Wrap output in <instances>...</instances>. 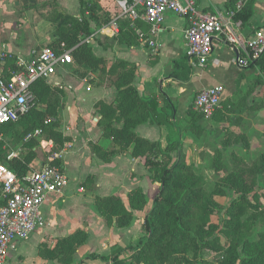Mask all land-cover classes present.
<instances>
[{"label":"trees","instance_id":"trees-1","mask_svg":"<svg viewBox=\"0 0 264 264\" xmlns=\"http://www.w3.org/2000/svg\"><path fill=\"white\" fill-rule=\"evenodd\" d=\"M236 1L232 0L231 3L235 4ZM255 3L256 0H249L235 15L234 20L240 22L241 26L246 25L254 15ZM80 4L81 9L86 5L85 10L98 8L96 5L90 6L86 0H81ZM91 21L96 23L83 10L80 16L75 17L63 14L55 7L51 22L59 24V37L48 47L59 53L70 50L74 60V73L80 78L84 79L94 73L99 80L110 81L117 90L115 104L104 101L96 104V110L102 119L104 136L112 140V149L103 151L100 146L91 144L92 152L105 161H110L116 154L127 152L133 158H144L147 170L152 174V179L161 184V189L149 207L148 198L141 188L128 195L130 209L118 197L97 198L99 213L109 226L114 223L119 229L133 224L134 211L147 210L143 225L146 238L140 239L136 246H116L109 256L90 254L81 264L86 260H100L104 264H210L201 258L203 249H215L212 242L207 241L210 228L206 218L221 212L222 207L216 198L226 195L225 188L234 191L238 197L227 208L226 228L230 232V242L219 264H264V233H260L256 240L251 238L255 223L264 220V205L248 200L257 187L258 179L264 177V155L251 165L232 157L231 172L221 176L213 190H208L205 178L195 173L179 146L170 145L163 150L160 143L138 136L135 129L148 122L168 128L176 126L174 116L177 108L165 94L160 99L139 94L133 85L137 73L135 64L120 59L110 62L94 54L92 45L83 42L84 38L94 33ZM120 27V35L116 39L119 44L129 47L140 44V36L129 19H122ZM138 27L146 37H150L147 25L139 22ZM185 59L186 57L182 61ZM11 62L8 61L7 64L15 70L13 64L10 67ZM255 65L264 70V55L251 64ZM180 67L178 62L175 63L176 74H172L174 78L179 77ZM2 76L10 75L6 72ZM93 81L95 80L90 82ZM30 89L36 97L33 108L18 122L0 128V132L4 134L13 132V129L19 130L17 139L22 143L24 151L18 157L7 161V165L20 178L28 173L37 158L36 148L39 142L33 138L28 139L33 132L41 129L45 139L56 144V150L63 149L72 140L60 130L59 95L63 92L59 88H52L46 79L34 82ZM197 112L193 109L188 111L190 130L193 132L201 131L197 124L203 115L198 116ZM49 120L52 122L45 125ZM116 124L121 126L117 127ZM175 151L176 156L173 158ZM221 160L222 154L217 151L212 161V167L217 173L225 168ZM55 164L61 166V161ZM93 184V177L89 176L82 187L91 189ZM259 197L264 199V193L257 195ZM88 237L85 230H79L59 239L53 247L42 244L41 255L48 261L73 264L75 254L87 242ZM127 252H131L132 256L126 258L124 254Z\"/></svg>","mask_w":264,"mask_h":264},{"label":"crops","instance_id":"crops-1","mask_svg":"<svg viewBox=\"0 0 264 264\" xmlns=\"http://www.w3.org/2000/svg\"><path fill=\"white\" fill-rule=\"evenodd\" d=\"M26 1L0 0V54L6 52L13 58H19L28 57L31 53L30 46L24 42L21 44L17 40V37L26 36L21 35L20 28L18 29V27H23V20L15 17V10L20 7L36 9L42 5L40 2L46 4L49 0H34L33 4L29 5L30 7L27 6L30 1L25 3ZM80 1L77 0V7H80ZM194 1L198 8L206 13H226L236 9L237 5V1L233 4L232 0ZM56 2L61 7L59 12L65 14L64 0ZM90 23L94 31L93 34L104 28H99L94 21ZM41 24L39 27L43 31L39 32L36 27L35 37L38 39L34 41L40 49L55 42L59 37L53 31L51 20H44ZM46 26L49 31H52L51 34H45ZM186 28L187 20L185 18L169 15L163 25V31L153 39L154 47H149L148 44L143 45L141 42L139 45L129 47L119 44L116 40L117 37H102V35H97L91 45L94 54L98 57H103L110 62L120 59L137 66L133 85L141 96H156L160 99L162 94H165L177 108L174 116L176 126L168 128L148 122L139 125L135 129L136 134L151 142L160 143L163 150H166L170 145L179 146L188 155L192 152V148H195L194 150L197 152L201 151V142L195 141L191 136L193 131L190 130V116L188 115L190 109L195 110V93L206 88L223 85L226 90L223 99H232L235 102L238 91L249 89L252 80L261 74V71L257 65L239 69L237 60L244 55L243 50L232 49L223 39L214 41L213 56L207 67L198 68L186 56L184 39ZM259 30L264 31V0H256L254 15L246 25L240 26L238 29L239 34L245 39L252 37ZM106 41L109 42L108 45L105 44ZM184 57L186 59L183 62ZM177 62L181 67L178 71L179 77L174 78L172 74L175 72V63ZM11 64L13 63H10V67ZM71 66L61 67L57 75L49 81L52 88H59L63 92L59 108L63 111L61 115L59 110L60 130L72 140L64 146L67 153L61 160V166L70 178V185L62 196L50 195L47 198L43 207L46 226L35 232L27 241H19L9 249V264H56L58 262L48 261L42 257L41 245L48 243L50 247H53L59 239L68 237L79 230H85L89 237L75 254L73 264H81V261L90 254L109 256L116 246L125 247L132 241L140 240L143 236L144 214L147 210L134 211L133 224L125 229H119L114 223L111 226L107 224V221L97 210V205L95 206L96 198L118 197L130 209L128 200L130 192L141 188L148 198L149 193H153L159 185L150 178L151 175L145 166L144 158H133L127 152L116 154L111 157L110 161H105L92 152L91 144L100 146L103 151L112 149V140L104 136L102 119L96 110V104L99 101L115 104L117 90L112 85L97 87L96 84L93 86L90 81L99 80L98 75L94 73L84 79L75 73V76L71 75L73 73L68 69ZM10 69L7 61L1 62L0 75H4L6 72L8 74ZM252 102L264 103V99L250 98L248 104ZM162 104H164L163 101ZM221 109L222 105L210 119V129L219 132L218 137H221V141L232 140L229 134L233 131L229 128L230 115L226 117V112ZM220 111L223 113L222 115L219 113ZM218 113L219 115H217ZM204 124L205 121L201 120L197 125H201L202 129L206 130ZM115 126L119 127L121 124ZM259 137L263 138L262 135ZM34 162L32 164L36 167ZM44 162L41 160L40 164ZM73 170L77 172L73 173ZM89 176L93 177L94 184L93 188L88 191L82 187V184ZM75 180V183L81 185L78 194L81 196L80 205L84 208L82 216L78 218L66 210L70 200L74 199L73 194L76 191L72 189L71 184ZM148 200L150 202L149 198ZM152 202L148 204V207L152 205ZM53 240L55 241L53 244L49 243ZM31 251L32 253L28 255ZM126 254H124L125 257ZM83 264L104 263L100 260H86Z\"/></svg>","mask_w":264,"mask_h":264},{"label":"built area","instance_id":"built-area-1","mask_svg":"<svg viewBox=\"0 0 264 264\" xmlns=\"http://www.w3.org/2000/svg\"><path fill=\"white\" fill-rule=\"evenodd\" d=\"M249 0H237L236 9L221 13L201 11L194 0H116L120 15L96 34L84 38L91 44L97 35L118 37L120 20L127 18L140 36L143 45L155 46L154 38L163 31V25L169 15H176L187 20L184 32L186 56L198 68L204 69L209 64L214 41L223 39L232 49H242L244 55L237 60L239 69H246L264 55V31H256L245 39L238 29L240 22L234 20ZM149 27L146 37L138 23ZM12 57L15 70L10 69L9 77L0 75V128L16 123L35 105L36 97L31 85L40 80L48 82L64 66L73 65L70 50L57 52L50 47L31 51L28 57H15L6 52L0 54L2 62ZM90 88L88 87V91ZM225 87L217 85L202 90L195 98L194 107L205 119H211L221 107ZM49 120L45 125H49ZM41 129L33 132L28 139L38 140ZM2 133L0 132V146ZM39 141V140H38ZM43 147L51 152L48 160L39 167L30 166L28 173L20 178L7 165L0 164V264H9V249L19 241H27L35 232L46 226L43 212L44 204L50 195L62 196L70 185V178L62 166L56 165L63 160L67 149L55 150L56 144L46 140ZM16 156H10L12 160Z\"/></svg>","mask_w":264,"mask_h":264},{"label":"rangeland","instance_id":"rangeland-1","mask_svg":"<svg viewBox=\"0 0 264 264\" xmlns=\"http://www.w3.org/2000/svg\"><path fill=\"white\" fill-rule=\"evenodd\" d=\"M29 1L30 2L28 3L27 6L32 5L34 0H29ZM56 1L57 0H49V2L46 4L40 2L42 5L40 7H37L36 9H27L24 7H20L18 10H15L16 11L15 17L18 19L21 18L23 20V24H22L23 27L22 28L18 27V29L20 28L21 35L26 36V37H17V40L21 44L24 42L26 45L30 46L31 51L40 50L37 44L34 43V41L38 39V37H35V35L37 34L36 27H38L39 32H42L43 31L42 28L39 27L40 24L41 23L43 24L44 20L52 19L55 7H58V10L61 9L59 3ZM86 2H88L90 6L96 5L98 6V8L85 10L86 5L82 9H81V4L80 7H77L78 5L77 0H64V5L66 7V8L64 7L66 9L65 14L70 13L72 15L80 16L81 11L83 10V12H85V14L88 17H92L96 20L97 26L99 28L107 26L113 19L117 18L120 15L116 0H86ZM52 24L54 28L53 31L56 33V35L59 36L57 32V28L59 24L58 23H52ZM46 28H47V32L45 34L46 35L49 33L51 34L52 31H49L47 26ZM102 37H106V36H102ZM5 40L7 39L5 38ZM105 44L108 45L109 42L106 41ZM149 47L151 46L149 45ZM11 59L12 57L8 56V58H6V61L8 62ZM1 62L2 60L0 59V67H1ZM68 69L69 72L73 73L71 75H74L73 66H71ZM260 71L261 74H258L252 80V84L249 85L250 86L249 89H243L238 91L237 96L235 97L236 98L235 102L232 99H227V98H224L222 101L221 111L223 110L226 112V117L227 115H230L231 121L229 123L230 126L229 128L235 131L229 133L232 140L227 139L225 141L223 140L224 142L221 141V137H218L219 132L216 131L215 129H210L211 127L210 119L209 120L205 119L204 115L200 111L197 112L198 116L201 114L203 115V118L201 120L205 121L204 126L206 130H203L202 126L200 125L199 128L201 129V131L200 132L195 131L192 133L191 136L195 139V141L201 142L200 144L201 151L197 152L196 150H194L195 148H192V152L186 155V157H187V163L193 166L195 173L205 178L208 190H213V188L215 187L221 176L227 175L228 173L231 172V170L233 169V164L231 160L232 157L237 158L238 160L243 161L248 165H251L261 156L264 155V103L252 102L248 104L250 98L264 99V70L260 68ZM91 84L93 86L97 84L96 85L97 87L103 85H109V86L111 85L110 81L108 80L106 81L95 80L91 82ZM199 93L200 92L195 93L194 98H196L199 95ZM61 97L62 94L59 95L60 104H61ZM59 110H60V114L62 115L63 111H61V109ZM195 111L197 110L195 109ZM221 111L219 113H221ZM219 113L217 115H219ZM222 114L223 113H221V115ZM12 131L13 132H10L8 134L2 133V140L0 146V164L7 165V161H9L10 156L12 157L16 155L19 156L24 151L22 148V143H19L17 139L19 130L13 129ZM259 135H262L263 138L259 137ZM38 140L37 141L39 142V146L38 148H36L37 158L36 161L34 162L36 167L40 165L41 160L47 161L48 156L50 155L49 152H51L48 147L42 146V143L46 141L44 137V133ZM226 142L229 143L226 144ZM217 151L221 152L222 154L221 161L225 167L224 170L219 173L215 172L212 167L213 157ZM172 155L173 158H175L176 153H173ZM76 172H77L76 170H73V173ZM149 174L151 175L150 178L152 179V174L150 172ZM152 181L154 180L152 179ZM75 182L76 180L71 184L72 189L76 191L73 194L74 199L70 200L66 210L70 211L75 218H78L82 216L84 212V208L80 205L81 196L78 194V190L79 188H81V185L80 184L78 185V183ZM159 185L157 186L158 188H156L153 193H149L148 198L150 199V202H152L159 194L161 189V184ZM89 189L90 188H88V191ZM225 191H226V195L224 197L216 198V200L222 207L221 212L215 213L214 215L208 216L206 218V222L208 223L210 228V237L207 239V241H211L212 245L215 246V249H208V248L203 249L201 253V258L204 261L209 262L210 264H219L223 260L224 251L228 247V243L230 242V232L226 228V219L228 217L227 208L230 205V203H232L238 197V195L234 191L229 190L228 188H225ZM263 193H264V177H260L258 179L257 187L255 188L254 192H252V194L249 195L248 200L251 203L258 202L261 205H264V199L261 197L257 198V195L261 196ZM150 202L148 200V203ZM96 205L97 204L95 203V206ZM260 233H264V220H259L255 223L251 233V238L255 240L258 239V235ZM145 238H146V231L143 229V236L141 237V239H145ZM50 241L49 243L51 244L55 242L54 240L52 242ZM138 241L139 240L132 241L128 245L136 246ZM47 245L49 246L48 243ZM31 253L32 251L28 255H30ZM131 256L132 253L127 252L126 258H129ZM56 264H60V263H56Z\"/></svg>","mask_w":264,"mask_h":264},{"label":"water","instance_id":"water-1","mask_svg":"<svg viewBox=\"0 0 264 264\" xmlns=\"http://www.w3.org/2000/svg\"><path fill=\"white\" fill-rule=\"evenodd\" d=\"M25 3H27V1Z\"/></svg>","mask_w":264,"mask_h":264}]
</instances>
